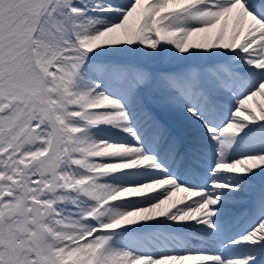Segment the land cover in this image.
Returning <instances> with one entry per match:
<instances>
[{
  "label": "snow or ice",
  "instance_id": "6c2138e0",
  "mask_svg": "<svg viewBox=\"0 0 264 264\" xmlns=\"http://www.w3.org/2000/svg\"><path fill=\"white\" fill-rule=\"evenodd\" d=\"M258 96L264 0H0V264H264Z\"/></svg>",
  "mask_w": 264,
  "mask_h": 264
},
{
  "label": "rangeland",
  "instance_id": "374dc122",
  "mask_svg": "<svg viewBox=\"0 0 264 264\" xmlns=\"http://www.w3.org/2000/svg\"><path fill=\"white\" fill-rule=\"evenodd\" d=\"M256 100H257V101H260L261 103H262V102L264 103V98H261V100L256 98ZM250 102H251V101H250ZM250 102H249V103H250ZM254 106H255V103H254ZM182 195H183L182 193H175L173 198H174V199H178V198L182 197Z\"/></svg>",
  "mask_w": 264,
  "mask_h": 264
}]
</instances>
